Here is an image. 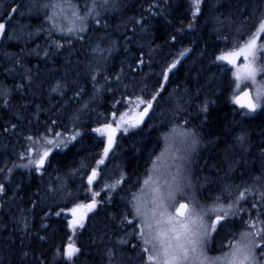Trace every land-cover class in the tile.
Instances as JSON below:
<instances>
[{"label":"snow or ice","instance_id":"1","mask_svg":"<svg viewBox=\"0 0 264 264\" xmlns=\"http://www.w3.org/2000/svg\"><path fill=\"white\" fill-rule=\"evenodd\" d=\"M0 6V48L11 46L7 41L22 45L0 57L10 65L3 69L6 78L21 80L12 86L0 81V114L11 113L0 131L24 142L16 160L0 166V212L9 216L8 222L0 219V232L12 229L0 241V264H264V123L256 144L245 124L264 116V0L231 6L227 0H188V23L181 20L178 28L168 20L169 0H148L138 17L119 24L110 21L122 12L121 0ZM17 16L40 22L21 24ZM158 16L170 26L161 36L154 31ZM201 25L223 45L204 38L184 46L185 34L195 35ZM41 38L43 48L35 44ZM41 52L53 63L62 58L65 67L63 76L48 81L47 95L40 67L24 63ZM117 53L122 59L114 70ZM104 93L113 103L97 112L92 105ZM218 100L227 105L222 115H215ZM165 101L170 118L157 124L153 118ZM194 101L195 125L189 112ZM30 107L32 120L24 115ZM41 113L49 114L43 131L21 129L24 122L35 128ZM89 113L96 114L95 127L84 122ZM214 115L221 132L209 130ZM146 130L159 134L164 149L150 155L141 178L140 150L133 146L127 158L118 153L122 140ZM224 132L232 137L222 149L224 167L197 175L193 157L201 146L219 148ZM86 138L93 141L92 155L72 161L77 167L66 175L80 176L81 183L71 191L60 158Z\"/></svg>","mask_w":264,"mask_h":264},{"label":"trees","instance_id":"2","mask_svg":"<svg viewBox=\"0 0 264 264\" xmlns=\"http://www.w3.org/2000/svg\"><path fill=\"white\" fill-rule=\"evenodd\" d=\"M27 0H0V5H13L17 3H26ZM123 5V10L121 13L115 15V19L110 21L113 24H119L121 20H127L130 17H138L144 8L147 7L148 0H121ZM169 2L173 5V8L171 9L172 15L168 16V20L172 22L177 28L180 27V22L183 20L184 24L186 25L188 23L187 19H185L187 13V3L188 0H169ZM227 3L229 6L233 5L234 3L236 5H239V0H227ZM234 9L232 7H226L224 9L225 12H231ZM4 11V7L0 6V12ZM14 19H19L21 24H32L34 26H38L40 22L39 17H29V18H21V17H14ZM154 31H156V34L158 36H161L164 34L165 29L170 27L167 22L164 20L162 16H158L154 18ZM211 27L210 26H204L201 25L200 30L193 35L191 32H188L185 34L186 38L184 41V46H192L191 41L192 40H199L202 41L204 38H207L210 45L211 43H218L223 45L222 41H217L215 39L214 35H209L211 33ZM46 39L41 38L37 39L35 44H39L41 48L45 46ZM157 43H162V40H157ZM7 45L4 48H0V57H2L3 52H9V53H16L20 51V47L22 45H19L17 41H7ZM35 44H30L29 47H35ZM200 47H203V44H199ZM167 51V50H166ZM211 47L209 48V53L211 54ZM191 55V54H190ZM194 58V57H193ZM56 60V63H53L51 59H47L43 57V53L41 52L40 56L36 55H30L26 56L24 63L27 67L33 68L35 70V67L38 65L41 69V76L40 80L45 81V83L42 86V90L45 95H47V88H48V81L52 76L55 77H61L64 75L65 67L63 59L60 57L53 58ZM122 57L119 53L116 54V59L113 61V64L116 66L114 70H118V66L120 63V60ZM205 63L207 64L208 61L206 60ZM191 65V61L189 60L186 64V67ZM6 67H10L9 64L4 63L2 59H0V81H2L4 84H7L8 86H12L14 83L18 84L21 83L19 75L8 76L6 78V74L3 72V69ZM69 76H73L72 72H69ZM74 78V76H73ZM184 79L183 72L179 76V80L182 81ZM223 83H226L227 81L222 77L221 78ZM26 83V82H25ZM39 83V81L37 82ZM175 87V85H173ZM35 89L30 88L29 91H34ZM87 91L89 94H91V86H87ZM88 97L86 96L85 99ZM117 98H119L117 96ZM35 102H40V95L38 94L35 98ZM16 102L20 103V95L18 94L16 97ZM113 103L112 94L111 93H104L100 96V98L92 105L93 108L97 110V112H104L105 110L109 109ZM199 101H194L193 106L189 109V112L191 113V119L193 122V125L199 123V119L197 117V109L196 104H198ZM217 104L219 105V109L217 110L215 115H222L227 110V105L224 103L223 100H218ZM119 107V106H117ZM15 110V109H14ZM31 107L29 108L28 112H25L24 115L29 116V120H32V117L30 116ZM161 113H163V117H161ZM48 113H41L39 122L35 123V128H33L32 124H29L28 122L21 123V129L25 131H43L44 127V121L48 118ZM215 115L213 117L212 123L209 125V130L213 133L221 132L222 124L220 120H217L215 118ZM89 116L91 119H89ZM169 110H168V104L165 101L164 102V108L157 109V116L153 118L154 122L159 124L162 119L166 120L169 119ZM8 119H11V113H8L6 115L0 114V123H5ZM85 124L91 123L93 127H95V123L93 121L96 120V114L95 113H89L88 116H85L84 118ZM264 123V116H258L256 119H249L248 121H245V124L249 131H252L256 133V135L253 136L252 142L253 144L259 143V133L262 131L261 125ZM158 133L153 131L151 133H148L147 130L145 131V134L143 136L137 135L133 136L131 138H125L122 140L123 148L120 150L119 156L124 157H130L133 156V146H135L136 149H139V153H136V157H138V168L136 169L140 177L142 178L145 172V169L149 167V158L150 155L153 153H158L160 149L161 140L158 141ZM222 139L224 140L223 143L220 144L219 148L209 146L207 148H204V154L201 158L198 165L196 164V170L198 175H212L213 169L211 168L212 165H218L219 167H224V156L222 149L225 147V144H231L232 143V137L227 132L222 133ZM23 140H17L16 137L5 135L0 131V166H2L3 162H8L11 164L12 161L16 160V153L23 151ZM93 145V141L91 139H85L83 141V144L77 145V148L73 149L72 152L68 153L66 157H61L60 161L62 164H64V167L61 168L60 174L64 176V179L66 180L69 190L75 191L80 183H81V177L80 176H68L66 175L67 171H69L72 168L77 167L76 163H73L72 161L83 159L85 156H91V152L88 151V149ZM253 151H257V149H253ZM75 153V155H73ZM83 153V155H81ZM203 161L208 162V171H205V165ZM116 163H121V160L117 158ZM23 170H18L17 175L14 177L15 179H19V172H22ZM52 177L55 178L57 173H51ZM47 177H45V182H47ZM238 179V178H237ZM34 184H38V180L33 182ZM35 191V187L31 188L30 190L26 191L24 193L25 199L29 195H31V192ZM118 199V197H117ZM21 207H28L27 204L21 205ZM13 213H16V209L13 208L11 210ZM18 214V213H16ZM0 219L4 220L5 222H8L9 216L5 215L3 212H0ZM56 218H53V223H56ZM2 227V226H0ZM11 227L8 231L0 232V241H3L11 231ZM19 235V233H17ZM84 239H87V235L84 237ZM60 241L58 240L57 243Z\"/></svg>","mask_w":264,"mask_h":264},{"label":"rangeland","instance_id":"3","mask_svg":"<svg viewBox=\"0 0 264 264\" xmlns=\"http://www.w3.org/2000/svg\"><path fill=\"white\" fill-rule=\"evenodd\" d=\"M121 142H122V141H121ZM163 149H164V142L161 140L160 149H159L158 153L161 152ZM204 152H205V151H204V148H203V146H201L200 149L198 150V155H195V156L193 157V160H194V162H195L194 165H193V167H194V169H195L197 175H198V173H197V170H196L195 165H196V164L198 165V163L200 162V160H202L201 158L203 157ZM119 153H120V152H119ZM119 153H118V155H119ZM110 167H111V165H110ZM142 178H143V177H142Z\"/></svg>","mask_w":264,"mask_h":264}]
</instances>
